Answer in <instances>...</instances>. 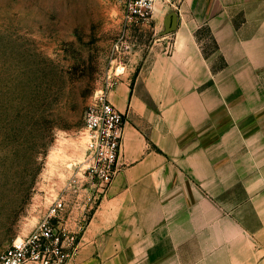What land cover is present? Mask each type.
<instances>
[{
  "label": "crops",
  "instance_id": "0c3cea01",
  "mask_svg": "<svg viewBox=\"0 0 264 264\" xmlns=\"http://www.w3.org/2000/svg\"><path fill=\"white\" fill-rule=\"evenodd\" d=\"M178 6L157 7V49L109 94L120 172L106 195L70 197L68 264H264V0Z\"/></svg>",
  "mask_w": 264,
  "mask_h": 264
},
{
  "label": "rangeland",
  "instance_id": "374dc122",
  "mask_svg": "<svg viewBox=\"0 0 264 264\" xmlns=\"http://www.w3.org/2000/svg\"><path fill=\"white\" fill-rule=\"evenodd\" d=\"M159 33L127 24L120 0H0V250L44 218L84 159L89 106L109 77L145 67Z\"/></svg>",
  "mask_w": 264,
  "mask_h": 264
},
{
  "label": "built area",
  "instance_id": "2783aa9c",
  "mask_svg": "<svg viewBox=\"0 0 264 264\" xmlns=\"http://www.w3.org/2000/svg\"><path fill=\"white\" fill-rule=\"evenodd\" d=\"M127 24H150L157 7L178 9V0H120ZM115 74L85 114L82 137L84 159L74 168L60 194L51 196L47 213L37 227L11 246L0 250V264H68L78 247L80 231L69 223L70 197L106 195L120 172L126 114L117 109L109 94L120 81ZM92 200V198H90ZM83 224L85 217L83 215ZM80 228V227H79Z\"/></svg>",
  "mask_w": 264,
  "mask_h": 264
}]
</instances>
